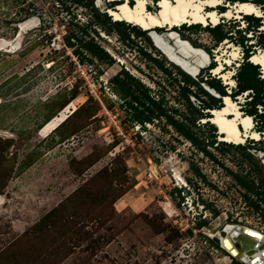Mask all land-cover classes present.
Returning a JSON list of instances; mask_svg holds the SVG:
<instances>
[{"label":"rangeland","instance_id":"1","mask_svg":"<svg viewBox=\"0 0 264 264\" xmlns=\"http://www.w3.org/2000/svg\"><path fill=\"white\" fill-rule=\"evenodd\" d=\"M222 1L252 2L264 22V0ZM116 2L0 0V41L19 46L0 48V264H247L220 242L228 224L264 234V139L222 144L198 98L216 92L211 83L236 90L208 67L221 63L234 79L253 52L264 56L263 22L176 26L209 56L192 77L149 32L116 23L106 13ZM72 102L58 127L72 115L62 127L81 129L75 142L42 140Z\"/></svg>","mask_w":264,"mask_h":264},{"label":"bare ground","instance_id":"2","mask_svg":"<svg viewBox=\"0 0 264 264\" xmlns=\"http://www.w3.org/2000/svg\"><path fill=\"white\" fill-rule=\"evenodd\" d=\"M124 1L126 0L118 2L115 6V9L107 8L106 13H108L116 21L119 20L129 22L135 26H138L139 28H142L143 30L148 31V35H150L151 38L156 42V47L160 49L162 46H165L164 48L167 50V52H169L170 56L180 55L178 52H176V50L170 52L173 50V44L168 43L165 38L167 36L166 33H169L170 35H175L174 33H171L172 31L178 33L177 30H174L176 26H182L181 24L183 23L193 25L197 23L202 25L211 24L212 26H216L222 18L230 19L233 16L239 18L242 14H254L255 16H262L261 9L250 1H235L234 3H227L228 8L220 12H218L217 7L222 4V0H157L158 9L155 12H149L145 9V5L148 3L147 0H133L134 3L132 6H128L124 3ZM229 7H231L233 10H230ZM30 25H32V23H29L28 26ZM262 28L264 29V22ZM174 37L176 39L178 38V41L184 40L180 43H182L181 46L187 50L186 52H182V55L186 56L184 58V60H186L184 72L190 76H197L200 69L204 66L206 61L209 60L207 59L209 58V56H207L208 53L206 55L202 49H197V47L193 46L189 41L188 44L186 42L187 40L182 38L179 33ZM226 41L227 39H224L222 42L224 43ZM6 45H9L7 50L10 52L19 47L17 44L12 42L8 43V40L2 39L0 41V48H3ZM188 49L193 50L194 53L192 54L191 50L188 51ZM197 56L200 58H196ZM231 56L233 59H235L236 52H233ZM172 60L175 61L178 60V58L175 56L172 58ZM249 60L257 65H261L262 71H264V56L253 52L250 55ZM225 64L233 65L231 59L226 60ZM221 69L222 64L220 63L216 64L211 69V71L215 75L219 74V77L224 79V83L234 86L235 81L232 76L233 71L229 70L228 72H223ZM222 99L223 104L221 107L209 109L212 114L211 117L202 118V121H210L217 127L218 133L221 134L220 140L238 144L243 143L245 141V137L256 140L264 139V132L259 133L252 130L254 125L252 117L242 114L238 103H235L230 98L229 94L222 95ZM76 109V105H74L73 102L70 103V105L66 108L67 112H69L68 114H64L63 112L60 113L59 115L52 118L49 122H46L43 126V129L45 131L55 130L60 122L65 120L69 114L74 113ZM227 115H230V117ZM242 131H244L245 134L241 133ZM240 227L246 226L236 227L232 224L226 225L224 228V232L226 234L221 238V240L224 237H228L229 243H231L232 246L233 243L236 244V247L239 251L237 256L243 263L252 264V258L256 257L259 259V264H264V257L261 255L262 251L264 250V244L262 240L250 233H240ZM232 246L230 247V250L232 249ZM234 252L235 250L231 251L232 256H236V253L234 254Z\"/></svg>","mask_w":264,"mask_h":264},{"label":"trees","instance_id":"3","mask_svg":"<svg viewBox=\"0 0 264 264\" xmlns=\"http://www.w3.org/2000/svg\"><path fill=\"white\" fill-rule=\"evenodd\" d=\"M71 1L76 2V3H81L82 2V0H71ZM129 2H130V4H133V1H129ZM225 7L226 6H221V7H219V10L223 11V10H225L224 9ZM147 9H148V11H151L149 6H147ZM243 16L246 19L253 18L254 20L259 21V23H261L260 17H256V16H253V15H243ZM122 22L123 21H119V20L116 21V23H122ZM185 25L186 24H183L182 26H185ZM198 25L199 24H194V25L190 24L189 27H191V26L192 27H196ZM218 25H219V23L216 26H212L213 27L212 29H214ZM255 27H258V24H256ZM174 30H176V28H174ZM142 31H146V30H142ZM223 39H224L223 37H220L218 40L222 41ZM249 62L243 63L242 67L240 69H238L237 75H235V77H234V80L236 81L237 87H236V90H234V92H230L229 93V96H230L231 99H233L235 101L236 100L235 99L236 96H238L240 93H244V92L248 91L247 92L248 93V97H245V100L243 101V103L239 104V109L242 112V114L249 115V116L252 117V120L254 122V125H253L254 126V131L262 133V132H264V93H263L264 92V88L263 89H257L256 83H259V82L262 83V79H259V76H258L259 72H258V70H256L258 65L254 64V63L252 64V62L251 63H249ZM214 66H215L214 63H210L208 68L212 69ZM177 67H179V66H177ZM245 68L252 69L251 79L250 78L248 79L247 77H245L243 75V69H245ZM182 71H184V70H182ZM209 86L211 88H213L216 91V93H219V95H221V96L222 95H227L226 91L223 90L222 87L219 86L218 84L211 83V84H209ZM203 93H205V95L208 97V99L205 100V99H202V98L201 99L198 98V100H199V105H198L199 117L201 119L204 118V117H211L212 114L210 113L209 109L219 108L223 104V100L221 99L222 97H216L213 94H211V93L208 94L205 91H203ZM260 94H261V96H260ZM58 104L59 103L55 104L53 109L57 108ZM75 112L76 111H74V113ZM52 113H56V111H53ZM74 113H72V115ZM67 120L64 123H66ZM64 123H62L59 127H57L55 129V131L57 130V132L59 134V138L62 139V140L70 137L71 135H73L76 132L81 130V129H79V130H77L75 132H69L68 133V129L66 130V128L64 129V127H62ZM181 124H182V122H181ZM205 124L210 126L214 131L217 130V127L213 123H211L210 121H206ZM39 127H40V125L38 126V128ZM183 135L188 137L187 133H183ZM220 142H222V144H224V145H235V146H238V147L249 148V147L243 146L241 144H233V143H228L226 141H220ZM248 142L250 143V141H248ZM211 143L212 144L216 143V146L219 144L216 141V139H215V135L213 136V139H212ZM247 155L252 158V154L247 153ZM247 172H249V174L251 176V172H252L251 168H250V171H247ZM247 182L249 184H252V178L248 179ZM245 185H248V184H245ZM234 264H239V262L235 260Z\"/></svg>","mask_w":264,"mask_h":264},{"label":"water","instance_id":"4","mask_svg":"<svg viewBox=\"0 0 264 264\" xmlns=\"http://www.w3.org/2000/svg\"><path fill=\"white\" fill-rule=\"evenodd\" d=\"M171 33H174L175 35H178V33L177 32H174V31H172ZM166 41L168 42V43H172L173 44V50H171L170 52H172V51H174V50H176V52H178L180 55L178 56V55H175L177 58H178V60H175V61H173L172 60V58L173 57H175L174 55L173 56H170V54H169V52H167V50L162 46V48H158L166 57H167V59L170 61V62H172V63H174L175 65H178L180 68H182L183 70H185L184 69V67H185V64H186V60H184V58L186 57V56H183L182 55V52H186L187 50L186 49H184V47H182L181 46V44L182 43H180V42H183L184 40H181V41H178V38L176 39L174 36L175 35H170L169 33H166ZM150 38H151V36H150ZM175 38V39H174ZM151 40H152V42H153V44L156 46V42L151 38ZM188 44H189V42L188 41H186ZM189 50H191V49H188V51ZM191 53L193 54L194 53V51L193 50H191ZM178 62V63H177ZM192 75V74H191ZM193 77H194V75H192ZM210 91V90H209ZM210 93L211 94H213L214 96H216V97H218L217 95V93L216 92H211L210 91ZM222 99V98H221ZM211 113V112H210ZM225 228V227H224ZM224 228H223V231H224ZM240 233H250V234H252L253 236H255V237H258L259 239H261L262 240V242H263V244H264V234L263 233H261V232H259V231H257V230H254V229H251V228H248V227H240ZM221 247L229 254V255H232V253H231V251L232 250H235V252H234V254L236 253V256H232V257H235V258H238V254H239V251H238V249H237V247H236V244H234L233 243V246H232V244L231 243H229V239H228V237H224L222 240H221ZM224 245H226V246H224ZM232 246V249L230 250V247ZM227 249H226V248ZM238 253V254H237ZM261 255H262V257H264V250L262 251V253H261ZM261 260H263L262 258H260ZM259 259H257L256 257H253L252 258V264H259V261H258Z\"/></svg>","mask_w":264,"mask_h":264},{"label":"crops","instance_id":"5","mask_svg":"<svg viewBox=\"0 0 264 264\" xmlns=\"http://www.w3.org/2000/svg\"><path fill=\"white\" fill-rule=\"evenodd\" d=\"M57 113V112H56ZM53 115H55L54 113H51L50 114V116H48V118L46 117L45 118V120H44V122L45 121H47L50 117H52ZM44 122H42L41 124H40V126L44 123ZM38 132H39V128H37V131H36V133H37V135H38ZM43 132H46V133H43ZM40 133L41 134H47V136L46 137H40V138H42V140H46L47 138H49L51 135H56L57 137H59V134H58V132H57V130L55 131H45L43 128H42V130L40 131ZM49 134V135H48ZM77 133L76 134H73V135H71L70 137H68V138H66V139H64V141H66V143H68V144H72L73 142H75V137H77ZM69 146V145H68ZM77 150V149H76Z\"/></svg>","mask_w":264,"mask_h":264},{"label":"clouds","instance_id":"6","mask_svg":"<svg viewBox=\"0 0 264 264\" xmlns=\"http://www.w3.org/2000/svg\"><path fill=\"white\" fill-rule=\"evenodd\" d=\"M221 11V10H220ZM253 16H255V15H253ZM257 17V16H256ZM261 21H262V19H261ZM263 22V21H262Z\"/></svg>","mask_w":264,"mask_h":264}]
</instances>
